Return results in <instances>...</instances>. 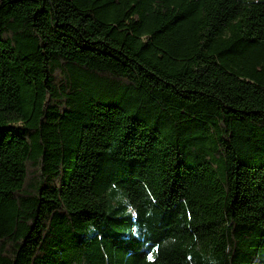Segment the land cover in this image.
I'll use <instances>...</instances> for the list:
<instances>
[{
  "label": "trees",
  "instance_id": "16d2710c",
  "mask_svg": "<svg viewBox=\"0 0 264 264\" xmlns=\"http://www.w3.org/2000/svg\"><path fill=\"white\" fill-rule=\"evenodd\" d=\"M0 264H264V0H0Z\"/></svg>",
  "mask_w": 264,
  "mask_h": 264
}]
</instances>
